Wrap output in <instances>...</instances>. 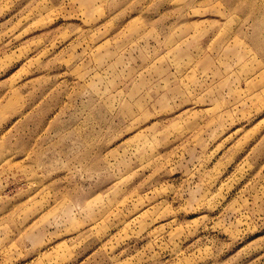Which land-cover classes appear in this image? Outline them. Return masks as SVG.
<instances>
[{
	"label": "rangeland",
	"instance_id": "obj_1",
	"mask_svg": "<svg viewBox=\"0 0 264 264\" xmlns=\"http://www.w3.org/2000/svg\"><path fill=\"white\" fill-rule=\"evenodd\" d=\"M0 264H264V0H0Z\"/></svg>",
	"mask_w": 264,
	"mask_h": 264
}]
</instances>
